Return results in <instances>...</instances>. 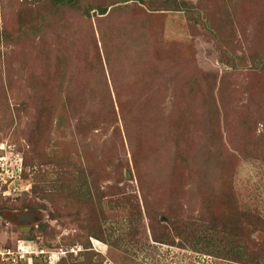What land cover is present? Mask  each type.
<instances>
[{
    "label": "rangeland",
    "instance_id": "1",
    "mask_svg": "<svg viewBox=\"0 0 264 264\" xmlns=\"http://www.w3.org/2000/svg\"><path fill=\"white\" fill-rule=\"evenodd\" d=\"M176 1L0 0V264H264V0Z\"/></svg>",
    "mask_w": 264,
    "mask_h": 264
},
{
    "label": "trees",
    "instance_id": "2",
    "mask_svg": "<svg viewBox=\"0 0 264 264\" xmlns=\"http://www.w3.org/2000/svg\"><path fill=\"white\" fill-rule=\"evenodd\" d=\"M55 1H59V2H66L67 0H55ZM178 0L175 2V4H171V2L169 3L170 6L169 7H165L166 9H170V10H179L178 7ZM101 13H106V9H101ZM260 67H262V63L260 65Z\"/></svg>",
    "mask_w": 264,
    "mask_h": 264
},
{
    "label": "water",
    "instance_id": "3",
    "mask_svg": "<svg viewBox=\"0 0 264 264\" xmlns=\"http://www.w3.org/2000/svg\"><path fill=\"white\" fill-rule=\"evenodd\" d=\"M128 177H129V178H132V176H131V173H130V172H128Z\"/></svg>",
    "mask_w": 264,
    "mask_h": 264
}]
</instances>
